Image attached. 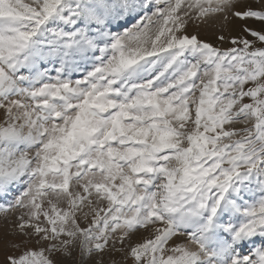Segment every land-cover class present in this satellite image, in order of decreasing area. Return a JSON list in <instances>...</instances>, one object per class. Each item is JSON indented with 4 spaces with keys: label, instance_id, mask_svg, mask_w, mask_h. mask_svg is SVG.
Returning <instances> with one entry per match:
<instances>
[{
    "label": "snow or ice",
    "instance_id": "6c2138e0",
    "mask_svg": "<svg viewBox=\"0 0 264 264\" xmlns=\"http://www.w3.org/2000/svg\"><path fill=\"white\" fill-rule=\"evenodd\" d=\"M0 264H264V0H0Z\"/></svg>",
    "mask_w": 264,
    "mask_h": 264
},
{
    "label": "rangeland",
    "instance_id": "374dc122",
    "mask_svg": "<svg viewBox=\"0 0 264 264\" xmlns=\"http://www.w3.org/2000/svg\"><path fill=\"white\" fill-rule=\"evenodd\" d=\"M195 29H191L190 31H194ZM200 36L202 39H207L209 41H213L215 39V37L212 35L210 30H206V29H201L200 30ZM237 127H240V125H237Z\"/></svg>",
    "mask_w": 264,
    "mask_h": 264
}]
</instances>
